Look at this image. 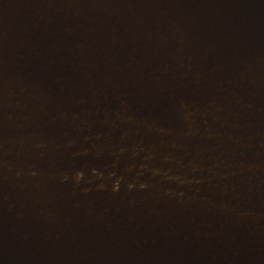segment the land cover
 Segmentation results:
<instances>
[{
	"label": "water",
	"instance_id": "obj_1",
	"mask_svg": "<svg viewBox=\"0 0 264 264\" xmlns=\"http://www.w3.org/2000/svg\"><path fill=\"white\" fill-rule=\"evenodd\" d=\"M0 264H264V0H0Z\"/></svg>",
	"mask_w": 264,
	"mask_h": 264
}]
</instances>
